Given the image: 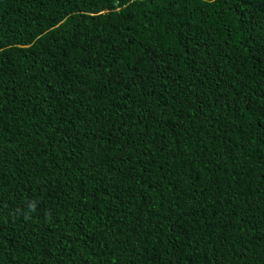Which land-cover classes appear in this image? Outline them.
<instances>
[{
  "label": "trees",
  "instance_id": "1",
  "mask_svg": "<svg viewBox=\"0 0 264 264\" xmlns=\"http://www.w3.org/2000/svg\"><path fill=\"white\" fill-rule=\"evenodd\" d=\"M0 264H264V0H0Z\"/></svg>",
  "mask_w": 264,
  "mask_h": 264
}]
</instances>
